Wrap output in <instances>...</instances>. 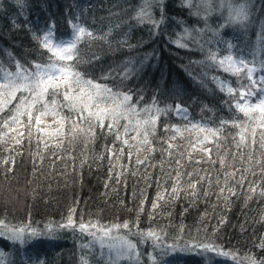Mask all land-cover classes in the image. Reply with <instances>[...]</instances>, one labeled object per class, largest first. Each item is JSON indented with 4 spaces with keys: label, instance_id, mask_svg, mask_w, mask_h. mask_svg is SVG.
Instances as JSON below:
<instances>
[{
    "label": "trees",
    "instance_id": "16d2710c",
    "mask_svg": "<svg viewBox=\"0 0 264 264\" xmlns=\"http://www.w3.org/2000/svg\"><path fill=\"white\" fill-rule=\"evenodd\" d=\"M225 1L192 0L194 6L189 8L184 0H161L166 18L158 29H153L151 22L135 19L147 0H0L3 68L15 71V60L26 66L46 63L50 53L35 35L51 27L56 39L68 40L72 36L70 22H78L97 37L108 34L106 39H86L80 45L82 63L78 70L114 93L130 94V103L140 113L132 118L133 124L136 119L147 118L141 111L144 108H150L153 114L156 108L162 110L148 136L150 144H138V153L131 148V158L129 147L116 139L115 132L107 131V120L103 129L95 127L91 139L79 132L73 135L68 118H75L83 127L87 124L65 106L63 89L56 94L50 90L32 108L33 125L45 105L50 113H56L42 117V131L33 126L29 137L27 127L13 125L17 128L16 139H20L18 132L25 133L19 144L14 138L10 142L11 137L0 135L2 225H29L34 230L49 226L53 233L52 237L24 242L0 236V264H236L232 257L198 254L202 248H193L191 253L180 251L185 246L204 244L232 252L241 264H246L247 256L264 258V196L259 194V188L256 194L249 192L250 184L264 188V173L255 164L250 171H243L249 167L248 149H244L245 162L241 163L239 157L235 161L241 171L236 173V180L228 182L236 195L227 191L220 195L224 173L232 169L212 163L221 156L232 161L242 130L232 123L221 127V121L243 125L246 119L234 107L238 97L230 96L226 88L221 91L220 82L238 89L248 81L207 61L210 50L221 57L243 52L248 59H252V53L257 68L255 78L264 75L260 70L264 60V0H239L249 3L251 10L250 20L243 24L227 23L229 7L237 0ZM196 4H201L199 9ZM152 11L154 19L159 20V11ZM185 28L200 33L199 43L185 39L189 47H177ZM227 41L235 46L231 53ZM145 57L150 59L143 62ZM28 96L27 92H17L0 117L14 115L20 98ZM176 105L185 108L186 113H177ZM21 119L27 125V115ZM126 123L120 121L121 125ZM193 124L205 129L220 128L219 139L193 128ZM4 131L0 128V134ZM134 135L130 130L128 137ZM205 136L214 142L201 143ZM169 143L173 145L171 149ZM201 149L212 150L211 160ZM262 153L264 149L256 147L254 160ZM137 159L145 162L137 164ZM176 160L181 164L177 165ZM198 160L201 163H195ZM177 171L179 186L184 190L174 198ZM196 172L199 176L188 175ZM206 174L211 183L205 180L197 184L192 195L188 185ZM241 176L246 177L243 184L237 183ZM158 196L163 199L157 200ZM24 214L26 218H21ZM69 216L74 226L64 227ZM18 218L22 223H16ZM114 218L125 220L128 228H122L123 238L135 245L131 252H124L126 256L118 254V248L99 246L77 232L81 223L109 228L103 225L116 221ZM112 243L119 245L120 241L109 244Z\"/></svg>",
    "mask_w": 264,
    "mask_h": 264
},
{
    "label": "snow or ice",
    "instance_id": "6c2138e0",
    "mask_svg": "<svg viewBox=\"0 0 264 264\" xmlns=\"http://www.w3.org/2000/svg\"><path fill=\"white\" fill-rule=\"evenodd\" d=\"M20 2V0H18ZM206 2V0H202ZM184 3L189 7H193L192 0H184ZM201 4H196L195 7L199 9ZM164 4L161 0H147V3L141 5L139 8L135 19L141 23L151 22L153 29H158L159 25L166 18L164 11ZM153 9L159 11L160 19H154ZM207 10V9H206ZM199 15V11L196 12ZM251 10L249 3H241L239 0L234 5H230L227 23H245L250 20ZM79 18H77L78 20ZM72 27L71 39L61 40L56 39L55 32L53 28L45 32L38 33L35 35V39L38 40L43 49H46L50 55L46 63L32 62L31 66H26L22 64L19 60H15V71H9L3 68L0 64V113L7 109V106L16 99L17 92H27L28 97H21L19 103L15 107V114L11 115L8 119H3L0 117V128L5 129L2 134L3 136L8 135V132L16 131L13 125H18L20 128L27 127L29 129L28 136L31 137V129L33 126L37 128V131H42L39 125L42 123V117L48 114L56 115L54 111L51 113L48 111V106L45 105V111L40 112L35 117V125H33V114L32 108L34 105L44 99V97L50 92L56 94L60 89H63V99L66 102L65 106L69 108L70 111L76 113V117L83 123L87 124V127H83L82 124L76 123L75 118L71 119V132L73 135L79 132L86 135L91 139L95 135V127L98 125L101 129L105 127V120L109 121L107 124L108 132H115L116 139L121 141L125 146H128L129 158L132 156L131 148L135 147L136 152H140L141 148L138 144H150L148 136L154 131V126L156 121L159 119V114L161 109L156 108L155 114L152 113L150 108H144L141 111L146 113L147 118H139L135 120L133 124L132 118L139 117L140 113L137 111L136 106L131 104V95L128 93H114L111 88L106 85H101L94 80L87 78L86 73H82L78 70L79 65L82 63L80 45L86 42V39H106L107 33L97 37L93 31L88 29L85 25L78 22H70ZM227 26L221 25V27ZM195 33V35L193 34ZM200 33L195 29H184V35L179 41L176 42L177 47L187 48L189 45L185 43V39H190L192 43H199L197 36ZM229 53L235 47L230 41L225 42ZM201 47H203L201 45ZM11 57V53L8 54ZM252 59H248L244 56L243 52L238 55L228 54L225 56H219L217 52L209 51L207 55V61H210L218 65L223 71L229 72L231 75L240 77L241 79H246L247 84L241 85L240 88L234 89L230 85H226L225 81L220 82V90L225 91L230 96L238 97L235 101L234 107L246 118L244 124L241 125L236 121H221V127L228 123H232L234 127H241V132L239 134V141L235 144L236 151L233 152L232 161H229L226 156L219 157V160H212V163H219L222 167L231 168L232 171H227L224 173V185L220 187V195H223L225 191L229 195H236L234 187H229L228 182L230 180H236V173L241 171L240 168L235 166V161L237 157L241 163L245 162L244 149H248V154L246 162L249 167L243 169V171H250L251 166L255 164L256 167L260 168V172L264 173V153L261 154V158H256L254 160L253 153L256 147L264 149V75H260L259 78H255L254 74L257 72L255 66L254 54L250 53ZM150 57H145L143 62H147ZM195 63V62H193ZM262 67L261 71L264 72V60L261 61ZM127 75V73H125ZM189 76L195 79V74L189 72ZM216 79V78H213ZM30 97V101H29ZM55 104V102H53ZM175 111L177 113H186V109L181 105H176ZM27 115V125L21 117ZM125 120L128 123L121 125L120 121ZM129 125H132L130 128ZM62 126V125H61ZM193 128H198L200 132L207 131L212 137L219 139L220 128L217 129H205L198 125L193 124ZM122 130V131H121ZM134 131L135 135L128 137L129 131ZM187 130V129H185ZM174 131L179 132V129H174ZM59 133V130H58ZM20 139H15L17 144L22 142L25 136L23 131L17 133ZM176 137L173 136L172 139ZM130 141H135L137 143H130ZM201 143L204 142H214L209 141L208 136H205ZM47 147V145H45ZM61 147V145H56ZM173 145L169 143V148L171 149ZM195 147V145H193ZM217 147L219 145L217 144ZM123 152V148L120 149ZM201 151L206 152L209 160L212 158L211 149H201ZM55 155V154H54ZM60 158V157H57ZM190 159V155H189ZM8 163V160L3 161ZM145 161L137 159V164H143ZM14 164V159L12 160ZM199 164L201 161H196ZM176 164L180 165L181 161L176 160ZM11 168H9V171ZM199 176V172L188 173L189 176L192 175ZM255 175V173H253ZM180 173L177 171L176 180L177 186L173 187L172 195H179L182 189L179 186ZM245 176H241L237 183L243 184ZM207 180L211 183V178L209 174L205 176H200L198 180L192 182L188 185L189 189H192V195H195L197 184ZM216 183L219 185L220 180L217 179ZM260 189L259 194L264 196V188H260L259 185L250 184L249 192L252 194L257 193V189ZM205 195H208L205 192ZM163 199L162 196H158L157 200ZM251 199V195L249 196ZM158 205L153 204V208ZM223 222V221H221ZM3 221H0L2 224ZM74 226V221L72 217L69 216L68 224L64 227ZM89 227H95V225L81 223L79 225L80 230H87ZM119 228L120 225L114 226ZM124 228H128V224H123ZM104 237H108L112 240L120 241V244L115 243L109 244V248H118L119 253L131 252L135 245L131 241L124 239L123 237H112L110 235L112 229H102ZM23 229L17 230V236L15 239H20L19 233H22ZM35 236V233H32ZM95 235V233H92ZM149 235H154L149 233ZM264 248V244L261 245ZM193 248H202V253L198 254H213L214 256H223L225 258L232 257L236 260V264H241V261L234 256L230 251H223L219 246L215 245H195V246H185L180 249V251L185 253H191ZM175 251V249H173ZM246 264H264V258L257 260L251 256L244 258Z\"/></svg>",
    "mask_w": 264,
    "mask_h": 264
},
{
    "label": "rangeland",
    "instance_id": "374dc122",
    "mask_svg": "<svg viewBox=\"0 0 264 264\" xmlns=\"http://www.w3.org/2000/svg\"><path fill=\"white\" fill-rule=\"evenodd\" d=\"M209 1L210 0H206V2H208V3H209ZM221 2H222V0H221ZM223 2L225 4L226 1L223 0ZM208 3H206V4H208ZM227 17H228V15H226L225 19H227ZM16 130H17V128H16ZM15 132L16 131H12L7 135L8 137H11L10 142L13 141L12 139L15 136ZM35 214L38 215V213H35ZM21 218H26V215L25 214L22 215ZM114 219L116 221L112 220L107 224V226L103 225V227H109V228H105V229H112V231L110 233V235L112 237H117V236L123 237L124 232H122V228H124L123 224H124L125 220H119L116 218H114ZM20 221L21 220H19V218H18L16 223H22ZM49 221H51V220H46L45 222H49ZM119 224H121L120 229L114 227V226L119 225ZM18 229H23V232L19 233L20 239H15V237L17 236V230ZM34 229H33V226H29V225H20V226L7 225L6 226V225L0 224V236L6 237L10 240L24 242V241H29V240H32L35 238L52 237V235H53V233L51 231L52 229H50L49 226H45L41 229H36V230H34ZM102 229L103 228L95 226V227H89L87 230L82 231V230H80V228L78 226L77 232L84 234V236H86V238H89L90 240L96 242L97 244H99V246L109 245V243L112 241V239H109L108 237H104ZM32 233H35L36 235L33 236ZM92 233H95V235H92ZM125 253H123L122 256H126Z\"/></svg>",
    "mask_w": 264,
    "mask_h": 264
}]
</instances>
